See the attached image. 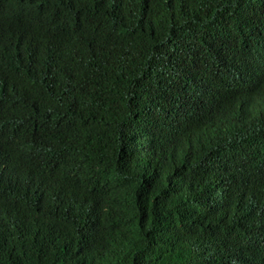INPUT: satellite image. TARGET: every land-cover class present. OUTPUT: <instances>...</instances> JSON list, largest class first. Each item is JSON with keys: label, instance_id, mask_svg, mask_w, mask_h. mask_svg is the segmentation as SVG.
I'll return each mask as SVG.
<instances>
[{"label": "trees", "instance_id": "1", "mask_svg": "<svg viewBox=\"0 0 264 264\" xmlns=\"http://www.w3.org/2000/svg\"><path fill=\"white\" fill-rule=\"evenodd\" d=\"M68 1L14 22L0 0V86L57 115L68 147L32 202H8L16 227L0 193V264L240 263L264 210V106L245 80L264 0Z\"/></svg>", "mask_w": 264, "mask_h": 264}, {"label": "clouds", "instance_id": "2", "mask_svg": "<svg viewBox=\"0 0 264 264\" xmlns=\"http://www.w3.org/2000/svg\"><path fill=\"white\" fill-rule=\"evenodd\" d=\"M83 2L84 0H69L67 3L80 5ZM45 4L46 0H15L14 7L7 11V16H14V22L51 21L52 15L60 12L52 10ZM74 17L77 22L79 14ZM88 27L90 30L89 19ZM44 49L49 55L48 46H44ZM249 52L256 53L259 61L248 59L249 71L245 78L246 84L253 90V97L260 100L264 106V49H249ZM12 84L13 86L3 89L0 86V193L4 197L2 206L8 210L16 227V216L8 202H32L30 193L41 188L44 181L51 179L57 173L62 162L60 146L68 147L67 136L55 140L53 129L57 125H53L52 119L57 115H54L50 109L42 110L35 116L26 115L20 105L18 84L16 81ZM36 116L40 121H37ZM6 125L18 130L21 141L1 136ZM29 130L43 131L48 135L50 143L30 135ZM239 208L240 218H244L246 210L243 206ZM251 213L252 219L248 229L242 228L232 252V255L241 262L233 264H264V210L251 209Z\"/></svg>", "mask_w": 264, "mask_h": 264}]
</instances>
